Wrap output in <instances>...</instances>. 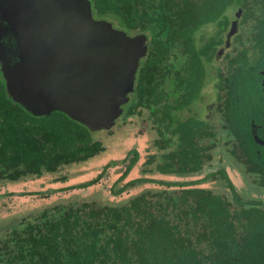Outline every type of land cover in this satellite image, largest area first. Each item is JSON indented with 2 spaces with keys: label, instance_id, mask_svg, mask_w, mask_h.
I'll return each instance as SVG.
<instances>
[{
  "label": "trees",
  "instance_id": "1",
  "mask_svg": "<svg viewBox=\"0 0 264 264\" xmlns=\"http://www.w3.org/2000/svg\"><path fill=\"white\" fill-rule=\"evenodd\" d=\"M91 1L95 18L147 38L118 120L146 124L148 152L140 167L139 151L128 152L106 204L91 195L0 221V264H9L6 251L24 264H264V145L252 132L254 122L264 140V0ZM209 27L215 33L199 38ZM213 81L210 114L184 116ZM110 130L93 132L59 111L33 115L6 92L0 68V188L42 177L78 182L47 197L96 186L114 161L90 179L86 165L107 149L96 133ZM238 150L248 161H237ZM218 152L241 171L246 195L225 169L200 176ZM254 197L263 200H245Z\"/></svg>",
  "mask_w": 264,
  "mask_h": 264
},
{
  "label": "water",
  "instance_id": "2",
  "mask_svg": "<svg viewBox=\"0 0 264 264\" xmlns=\"http://www.w3.org/2000/svg\"><path fill=\"white\" fill-rule=\"evenodd\" d=\"M148 48L146 36L95 18L91 0H0L6 92L35 116L59 111L93 132L115 127ZM252 132L264 145L254 122Z\"/></svg>",
  "mask_w": 264,
  "mask_h": 264
},
{
  "label": "rangeland",
  "instance_id": "3",
  "mask_svg": "<svg viewBox=\"0 0 264 264\" xmlns=\"http://www.w3.org/2000/svg\"><path fill=\"white\" fill-rule=\"evenodd\" d=\"M215 31L216 28L213 27L205 28L198 34V36L199 38L204 36L205 39H208L215 33ZM226 51L227 49L225 48L224 53ZM222 63L224 64L223 60H217L214 66L221 67ZM211 72L213 75H216V68L213 67ZM216 91L217 88L215 82H210L207 89L205 90L203 100L197 103L192 112L186 111L183 115L187 116L192 113H197L204 115V117L208 116L210 114V105L216 99ZM145 128L146 124L143 121H141L140 119L131 118L127 121L118 120L116 126L110 131L96 133L97 136H101L103 138L107 149L103 155L87 162L92 163L90 165H86L85 178H96L100 174L102 168L110 161H114L115 165H113V167H110L101 182L96 186H93L92 188L67 191L64 193L55 192L58 194H53L47 197L48 193H50L51 191L53 192V190L57 188H63L66 186L78 184L77 179L71 180L68 184H59L53 182V177H42L33 179L30 178L28 180L25 179L18 182H9L8 184H4V186L0 188V221L8 223L7 225H10L14 222H17L19 219L24 218L23 216H27L26 214L28 212L41 211L45 207L51 206L56 203H70V200H72V204L76 205L77 202H80L78 200H83V197L86 196L91 197V195L94 196L95 200L98 203L102 205L106 204V200H110V198H108L107 196V194L109 193V188L122 175L125 168L131 161L130 159H128L126 163H122V161L127 157L128 152L131 149H137L139 151L141 161L138 167H140L141 162L147 154L149 143L146 142L147 140L144 133ZM238 152L239 154L241 153V151L239 150ZM228 156L230 157V155ZM228 160V157L222 159L221 152H218L215 159L210 164L205 165L204 171L202 174H200V176L203 177L209 173L217 172L220 169H225L231 181L235 185L237 191L242 196L246 195L242 187H246L247 183L245 181L242 186L243 176H241V171L235 168L232 165L233 163L230 165V162ZM73 170L79 169L78 167H75L73 168ZM239 172L241 173V175ZM141 190H143V187L137 189L136 191L140 192ZM136 191L132 190L130 193H134ZM29 192L36 193L37 195L23 196L24 194H28ZM252 194L254 196L258 195L257 193Z\"/></svg>",
  "mask_w": 264,
  "mask_h": 264
},
{
  "label": "flooded vegetation",
  "instance_id": "4",
  "mask_svg": "<svg viewBox=\"0 0 264 264\" xmlns=\"http://www.w3.org/2000/svg\"><path fill=\"white\" fill-rule=\"evenodd\" d=\"M256 128H257V126H256ZM257 130H258V128H257ZM239 151H241V153L239 154V152L237 151L238 152V154H237V157H238L237 158V161H240V160L243 161V162L248 161V158H247V155H246L247 154L246 151L245 150H239ZM260 153H261V151H258L259 157L261 155ZM235 161H236V159H235ZM241 200H242V198H241ZM245 200H263V198L262 197H256V198L254 197V198H248V199H245ZM6 252H7L6 255H5V258L6 259H8V256H11V259H8L7 260L9 264H24V262H20V261H18V259H16V256H17L16 253L12 254V252H8V251H6ZM9 260H10V262H9Z\"/></svg>",
  "mask_w": 264,
  "mask_h": 264
}]
</instances>
